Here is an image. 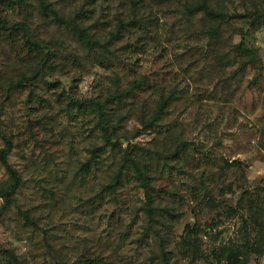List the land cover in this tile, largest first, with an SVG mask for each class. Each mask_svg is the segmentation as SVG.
<instances>
[{"label":"trees","instance_id":"trees-1","mask_svg":"<svg viewBox=\"0 0 264 264\" xmlns=\"http://www.w3.org/2000/svg\"><path fill=\"white\" fill-rule=\"evenodd\" d=\"M244 1L241 11L233 0L0 1V40L11 45L20 42L27 55L31 54L27 64L32 63L29 72L9 83L8 94L19 85L45 78L58 62H72L81 69L95 62L111 70L97 83L92 97H69L67 101V106L72 104L78 115H87L93 124L86 158L79 170L98 179L97 194L105 193L112 200L117 201L123 188H133L135 199L130 208L135 222L140 218L137 224L141 228L137 240L152 249L151 264H188L179 261L184 253H199L198 243L192 239L199 226L185 225L183 237L175 242L166 228L179 215L176 201H162L164 198L154 189L157 178L165 175L170 181L171 174L183 171L193 176L190 184L200 209L222 208L228 216L242 217L246 230L243 240L234 239L214 252L226 264H245L252 255L264 254V187H244L235 204H227L224 195L233 190L227 172H243L241 161L211 160L188 137L194 123L187 118L194 112L200 113L202 99L231 104L247 71L262 67L258 51L248 38L264 24V2ZM238 21L241 27L235 26ZM40 27L63 39H40ZM132 36L137 45L155 39L182 45L184 50L178 57H182L186 67L182 73L162 80H150L145 74L120 73L125 65L124 49L129 45L124 39ZM257 81L253 77L248 86ZM211 83L213 88L208 92ZM194 89L199 91L193 93ZM185 114L187 117L181 118ZM256 127L257 145L264 149V113ZM229 130L227 126L222 131L219 145L230 134ZM144 132L153 134L148 144L138 141ZM162 138L167 151L150 146L161 145ZM13 146L4 138L0 148V164L7 176L0 183V220L16 203L22 184L19 170L8 161ZM216 196L223 197L217 200ZM23 217L32 222L28 214L23 213ZM0 264L20 263L13 251L4 249Z\"/></svg>","mask_w":264,"mask_h":264},{"label":"rangeland","instance_id":"rangeland-1","mask_svg":"<svg viewBox=\"0 0 264 264\" xmlns=\"http://www.w3.org/2000/svg\"><path fill=\"white\" fill-rule=\"evenodd\" d=\"M233 2L241 11L245 1ZM235 26L241 27L242 23L235 22ZM38 31L43 40L63 39L48 28L40 27ZM238 39L236 36L234 41ZM124 41L129 42L124 49L123 72L119 71L124 75L145 74L150 80H162L182 73L186 67V62L178 57L183 46L176 42L155 39L137 45L134 36ZM67 42L72 43L70 39ZM248 42L258 51L261 69L247 71L231 104L202 99L200 113L194 112L187 118L194 123L188 137L202 153L210 155L211 160L241 161L243 172L237 169L227 172L233 190L224 199L231 205L242 188L264 187V149L257 145L256 127L264 113V24L250 33ZM19 43L11 45L0 40V148L4 138L12 142L8 161L22 176L17 201L0 220V257L4 249H9L20 264H151L152 249L137 240L141 228L137 224L140 218L135 222L130 208L135 199L133 188H123L115 201L105 193L98 195L100 181L79 170V164L86 158L93 124L87 115H78L72 104L67 106V101L69 97H92L97 83L111 70L95 62L84 69L72 62H58L45 78L19 85L8 94L9 83L22 78L32 65L27 64L31 54L28 56L27 49ZM253 77L257 78V84L248 86ZM208 85L209 92L213 84ZM196 91L199 89L193 93ZM184 116L187 114L181 118ZM227 126L230 134L219 145L218 138ZM241 126L243 129L238 130ZM152 137V133L144 132L138 141L148 144ZM163 139L161 145L150 146L167 151ZM170 177L172 180L168 181L162 175L154 183L155 191L164 198L162 201H176L179 215L166 228L170 237L179 241L187 224L200 228L192 234L199 253L185 252L179 261L226 264L214 251L234 239L243 240L246 230L242 217L228 216L222 208L200 209L190 184L193 176L183 171ZM6 179L0 164V183ZM222 197L216 196L217 200ZM23 213L32 222H27ZM245 264H264V254L252 255Z\"/></svg>","mask_w":264,"mask_h":264}]
</instances>
